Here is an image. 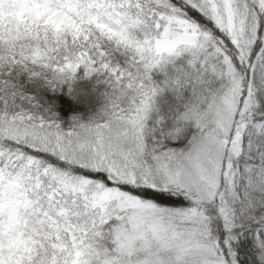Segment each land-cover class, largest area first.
<instances>
[{
	"label": "snow or ice",
	"instance_id": "snow-or-ice-1",
	"mask_svg": "<svg viewBox=\"0 0 264 264\" xmlns=\"http://www.w3.org/2000/svg\"><path fill=\"white\" fill-rule=\"evenodd\" d=\"M0 264H264V0H0Z\"/></svg>",
	"mask_w": 264,
	"mask_h": 264
}]
</instances>
